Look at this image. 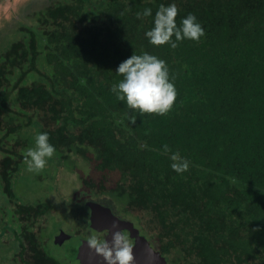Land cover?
Listing matches in <instances>:
<instances>
[{"label":"trees","instance_id":"trees-1","mask_svg":"<svg viewBox=\"0 0 264 264\" xmlns=\"http://www.w3.org/2000/svg\"><path fill=\"white\" fill-rule=\"evenodd\" d=\"M171 2L51 0L28 10L0 57V187L20 223L18 264H62L40 238L52 206L21 205L12 190L45 131L60 173L81 164L78 202L109 196L168 264H264V0H175L178 23L194 13L204 36L152 45L144 33ZM145 7L153 17L138 18ZM144 51L175 76L165 115H141L111 91L120 62ZM164 144L188 171L171 169Z\"/></svg>","mask_w":264,"mask_h":264},{"label":"rangeland","instance_id":"rangeland-1","mask_svg":"<svg viewBox=\"0 0 264 264\" xmlns=\"http://www.w3.org/2000/svg\"><path fill=\"white\" fill-rule=\"evenodd\" d=\"M50 1L0 0V57L12 47L14 42L18 41L23 33L21 27L29 22L26 15L28 10L41 8ZM74 157L69 158V163L75 160ZM75 166L78 167L79 171L76 170ZM58 168L59 162L49 159L46 167L39 172L29 171L27 164L23 163L15 175L12 190L15 199L21 205L34 206L45 203L52 206V211L49 213L50 217L46 216V220L41 222L43 229L40 238L43 240L45 250L57 258L59 262L66 264L63 263V260H67L65 255L66 253L70 255V250L68 243L64 246L54 242L53 238L58 232L60 233L59 236L64 234V237L70 234L73 237L75 233L85 236V238H88L91 233L98 236L97 231L94 232L93 228L90 227L95 225L92 219V209L88 205V202L92 201L110 208L115 216L134 223L136 227L135 238L132 239L127 236L130 243H151L140 227L136 225L137 223L132 220V214L127 215L120 212L121 209L109 196H103L100 199H84L83 202H78V193L88 191L84 189L79 180L81 174L79 162L72 163L70 168L61 169L62 173L59 172ZM13 207L15 205L10 203L9 197L0 187V264H18L13 257L18 251L21 229L18 219L13 217V213H15ZM86 225L87 230L85 231ZM105 233L107 240L112 238V231Z\"/></svg>","mask_w":264,"mask_h":264},{"label":"clouds","instance_id":"clouds-1","mask_svg":"<svg viewBox=\"0 0 264 264\" xmlns=\"http://www.w3.org/2000/svg\"><path fill=\"white\" fill-rule=\"evenodd\" d=\"M178 13V5L172 0L171 3H160L154 17L151 7H145L136 15L138 18L153 17V26L144 33L152 45L167 44L171 48H176L179 42L186 39L198 42L204 36L205 29L197 16L190 12L182 16L178 23ZM115 71L123 78L112 85L111 91L119 100L124 101L129 109H138L141 115L145 113L165 115L173 109L178 91L175 76L170 73L166 60L147 51L141 54L134 53L120 62ZM135 120L133 112L131 121ZM162 147L163 153L169 156L171 169L176 173L182 174L190 169L191 161L187 156L182 155L179 150L172 151L167 144ZM55 152L56 147L51 143L49 133L38 132L35 136V146L27 148L23 153L28 170L39 172L44 169L48 159ZM110 231H112L110 241L100 239L95 233H91L87 243L103 255L107 264H132L133 245L129 242L127 234L118 227Z\"/></svg>","mask_w":264,"mask_h":264},{"label":"water","instance_id":"water-1","mask_svg":"<svg viewBox=\"0 0 264 264\" xmlns=\"http://www.w3.org/2000/svg\"><path fill=\"white\" fill-rule=\"evenodd\" d=\"M92 209V219L95 222L94 227L99 231L115 230L117 227L124 231L128 237L135 238V225L132 221L123 220L114 215L112 210L101 205L98 202H88ZM103 216L108 217L106 225L102 223ZM101 225V226H100ZM61 236H59L60 238ZM63 237V236H62ZM65 242L57 243L60 245L69 244L70 255H66V264H107L103 255L99 254L94 247H91L87 240L71 239L69 236L65 237ZM64 239V238H63ZM112 239V238H111ZM111 239H108L109 241ZM64 245V246H65ZM132 264H168L166 258L158 251H156L148 242L135 243L133 245V262Z\"/></svg>","mask_w":264,"mask_h":264},{"label":"flooded vegetation","instance_id":"flooded-vegetation-1","mask_svg":"<svg viewBox=\"0 0 264 264\" xmlns=\"http://www.w3.org/2000/svg\"><path fill=\"white\" fill-rule=\"evenodd\" d=\"M103 221H102V223L104 222L106 225H108L107 224V222H108V217H106V216H103V219H102ZM89 226V225H88ZM101 226V225H100ZM90 227H92L93 228V230H94V232L95 231H97V234H98V238H100V239H105V240H107L106 239V233L105 232H110V230H103V231H99L97 228H95V227H93V226H90ZM85 231L87 230V225H86V228L84 229ZM92 230V229H91ZM92 230V231H93ZM80 232V231H79ZM124 232V231H123ZM125 233V232H124ZM59 235H60V233L58 232L57 234H56V236L53 238V240H54V242H56V243H61V242H65V240H66V236L64 237V234L62 235L61 234V237L59 238ZM63 236V237H62ZM69 237L72 239H84V240H88V238H85V236H81L80 234H76L75 233V236H73L72 237V235L70 234L69 235ZM64 238V239H63ZM53 242V243H54ZM132 245H135L134 243H131Z\"/></svg>","mask_w":264,"mask_h":264}]
</instances>
